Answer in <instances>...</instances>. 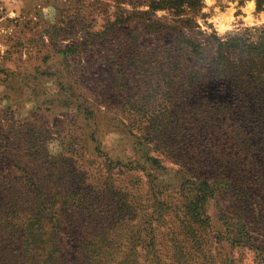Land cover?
Returning <instances> with one entry per match:
<instances>
[{
  "label": "rangeland",
  "instance_id": "rangeland-1",
  "mask_svg": "<svg viewBox=\"0 0 264 264\" xmlns=\"http://www.w3.org/2000/svg\"><path fill=\"white\" fill-rule=\"evenodd\" d=\"M151 2L0 0V264H264L263 100L173 63L264 11Z\"/></svg>",
  "mask_w": 264,
  "mask_h": 264
},
{
  "label": "trees",
  "instance_id": "trees-1",
  "mask_svg": "<svg viewBox=\"0 0 264 264\" xmlns=\"http://www.w3.org/2000/svg\"><path fill=\"white\" fill-rule=\"evenodd\" d=\"M197 1L152 0L151 8L153 10L174 9L175 13L180 15L184 11V5L193 7ZM256 3L258 11H264V0H256ZM258 30L259 33L254 35L234 34L226 39L214 36L210 50L195 37L179 34L177 41L183 46L180 47L176 57H173L174 67L178 68L184 62L194 60L201 66V69L189 73L186 77L192 82L199 81L204 84L210 76L218 83H230V88L239 102L245 103L247 97L251 99L259 97L264 103V26ZM75 52H78V48L73 44L67 45L60 51L62 58L68 63L71 54ZM241 108L247 111L249 105H242ZM206 198L205 195L200 198V201Z\"/></svg>",
  "mask_w": 264,
  "mask_h": 264
}]
</instances>
